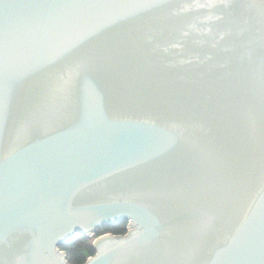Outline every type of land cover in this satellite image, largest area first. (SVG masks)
<instances>
[{
	"label": "water",
	"instance_id": "1",
	"mask_svg": "<svg viewBox=\"0 0 264 264\" xmlns=\"http://www.w3.org/2000/svg\"><path fill=\"white\" fill-rule=\"evenodd\" d=\"M264 264V0H0V264Z\"/></svg>",
	"mask_w": 264,
	"mask_h": 264
},
{
	"label": "trees",
	"instance_id": "2",
	"mask_svg": "<svg viewBox=\"0 0 264 264\" xmlns=\"http://www.w3.org/2000/svg\"><path fill=\"white\" fill-rule=\"evenodd\" d=\"M128 231V221L123 220L115 224H107L99 229L94 235L80 234L75 240L61 246L67 252L69 261L72 264H83L90 256L96 254L93 244L95 237L100 234L111 232L114 234H125Z\"/></svg>",
	"mask_w": 264,
	"mask_h": 264
},
{
	"label": "rangeland",
	"instance_id": "3",
	"mask_svg": "<svg viewBox=\"0 0 264 264\" xmlns=\"http://www.w3.org/2000/svg\"><path fill=\"white\" fill-rule=\"evenodd\" d=\"M92 236V235H91ZM96 238V237H95Z\"/></svg>",
	"mask_w": 264,
	"mask_h": 264
}]
</instances>
